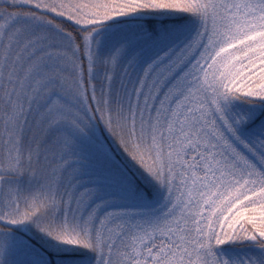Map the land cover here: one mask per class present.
Instances as JSON below:
<instances>
[{
    "label": "snow or ice",
    "instance_id": "1",
    "mask_svg": "<svg viewBox=\"0 0 264 264\" xmlns=\"http://www.w3.org/2000/svg\"><path fill=\"white\" fill-rule=\"evenodd\" d=\"M0 264H264V0H0Z\"/></svg>",
    "mask_w": 264,
    "mask_h": 264
}]
</instances>
